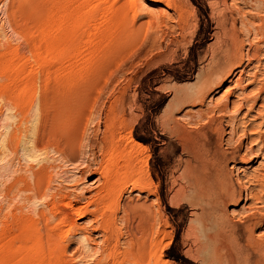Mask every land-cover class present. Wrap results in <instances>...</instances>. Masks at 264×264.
I'll return each instance as SVG.
<instances>
[{"label": "rangeland", "instance_id": "rangeland-1", "mask_svg": "<svg viewBox=\"0 0 264 264\" xmlns=\"http://www.w3.org/2000/svg\"><path fill=\"white\" fill-rule=\"evenodd\" d=\"M263 25L264 0H0V220L46 95L54 128L129 155L149 183L121 204L162 215V264H232L221 235L235 264H264Z\"/></svg>", "mask_w": 264, "mask_h": 264}, {"label": "bare ground", "instance_id": "bare-ground-1", "mask_svg": "<svg viewBox=\"0 0 264 264\" xmlns=\"http://www.w3.org/2000/svg\"><path fill=\"white\" fill-rule=\"evenodd\" d=\"M45 96L39 97L35 125L26 130L28 139L21 147L22 155L28 158L26 174L21 169L22 174L14 176L3 191L9 207L5 218L3 214L4 221L0 220V264H7L10 259L22 264H51L54 259L62 260L61 264H75L74 259L98 254L107 259L105 264H162L156 256L162 255V215L154 216L148 205L132 198L121 204L129 188H150L136 174L133 160L128 155L129 159L122 162L102 146L97 155L94 146H84L81 129L73 127L61 132L58 129L62 125L54 128ZM17 132L11 131L6 145L18 155L21 144ZM51 153L60 158V164L55 163L58 160ZM63 167L67 170L60 175L62 172L56 170ZM92 176L96 179L87 185ZM18 199L21 202L16 203ZM12 202L16 205L12 206ZM79 217H90L91 222L81 226L77 223ZM94 232L102 234L97 249L92 247L97 240ZM226 239L221 235L220 245L227 248V255L235 264L234 250ZM74 243L80 248L73 249Z\"/></svg>", "mask_w": 264, "mask_h": 264}]
</instances>
